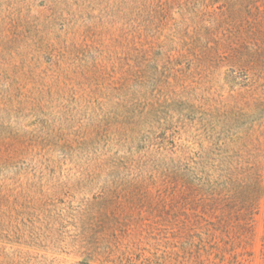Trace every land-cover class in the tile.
Listing matches in <instances>:
<instances>
[{"label": "rangeland", "instance_id": "374dc122", "mask_svg": "<svg viewBox=\"0 0 264 264\" xmlns=\"http://www.w3.org/2000/svg\"><path fill=\"white\" fill-rule=\"evenodd\" d=\"M0 264H264V0H0Z\"/></svg>", "mask_w": 264, "mask_h": 264}]
</instances>
